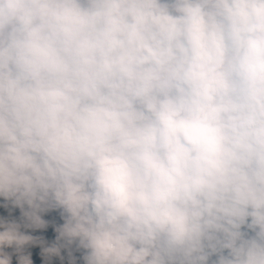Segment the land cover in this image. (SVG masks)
I'll return each mask as SVG.
<instances>
[{"label":"clouds","instance_id":"1","mask_svg":"<svg viewBox=\"0 0 264 264\" xmlns=\"http://www.w3.org/2000/svg\"><path fill=\"white\" fill-rule=\"evenodd\" d=\"M0 264H264V0H0Z\"/></svg>","mask_w":264,"mask_h":264}]
</instances>
